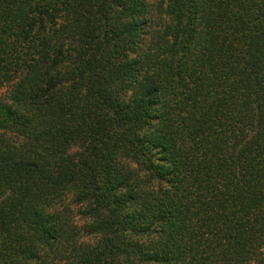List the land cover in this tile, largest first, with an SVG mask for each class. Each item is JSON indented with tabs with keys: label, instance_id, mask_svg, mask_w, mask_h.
<instances>
[{
	"label": "trees",
	"instance_id": "obj_1",
	"mask_svg": "<svg viewBox=\"0 0 264 264\" xmlns=\"http://www.w3.org/2000/svg\"><path fill=\"white\" fill-rule=\"evenodd\" d=\"M0 264H264V0H0Z\"/></svg>",
	"mask_w": 264,
	"mask_h": 264
},
{
	"label": "clouds",
	"instance_id": "obj_2",
	"mask_svg": "<svg viewBox=\"0 0 264 264\" xmlns=\"http://www.w3.org/2000/svg\"><path fill=\"white\" fill-rule=\"evenodd\" d=\"M130 166H131V169H133V170H135L136 169V164L135 163H130ZM71 197L69 196V199H70ZM84 205H79V206H77V205H72V209H73V212H75V210H76V208L77 207H83ZM78 222H81V223H83L84 221H81V218L79 217V216H76V218H75Z\"/></svg>",
	"mask_w": 264,
	"mask_h": 264
}]
</instances>
